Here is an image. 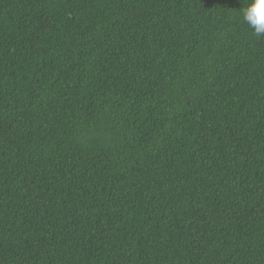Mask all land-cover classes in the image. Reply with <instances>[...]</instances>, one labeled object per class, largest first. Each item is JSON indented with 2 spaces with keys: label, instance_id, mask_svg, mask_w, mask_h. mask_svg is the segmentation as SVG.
I'll use <instances>...</instances> for the list:
<instances>
[{
  "label": "trees",
  "instance_id": "trees-1",
  "mask_svg": "<svg viewBox=\"0 0 264 264\" xmlns=\"http://www.w3.org/2000/svg\"><path fill=\"white\" fill-rule=\"evenodd\" d=\"M240 6L0 0V264H264Z\"/></svg>",
  "mask_w": 264,
  "mask_h": 264
},
{
  "label": "clouds",
  "instance_id": "clouds-1",
  "mask_svg": "<svg viewBox=\"0 0 264 264\" xmlns=\"http://www.w3.org/2000/svg\"><path fill=\"white\" fill-rule=\"evenodd\" d=\"M239 16L257 37L264 36V0H239Z\"/></svg>",
  "mask_w": 264,
  "mask_h": 264
}]
</instances>
